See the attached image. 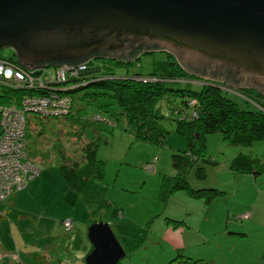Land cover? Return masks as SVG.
Wrapping results in <instances>:
<instances>
[{"label": "rangeland", "instance_id": "374dc122", "mask_svg": "<svg viewBox=\"0 0 264 264\" xmlns=\"http://www.w3.org/2000/svg\"><path fill=\"white\" fill-rule=\"evenodd\" d=\"M13 52V48L5 46L0 58L11 62L8 56ZM168 59L166 50L141 52L126 64L115 63L111 57H94L88 69L100 66L97 73L105 70L116 75L164 73ZM193 77L194 80L172 84L198 89L205 78ZM212 81L224 84L228 97L240 107L257 108L256 103L238 93L240 87L218 79ZM99 90L102 89L87 86L71 91L70 114L45 115L26 110L29 158L42 168L27 179L25 193L18 200L25 213L23 218L37 233L30 232L27 225L22 232L13 223L18 260L9 257L0 264H20L21 259V264H85L83 259L78 263L67 241L72 232L86 231L90 208L99 214L98 203L102 202V208L108 211V204L118 208L109 224L126 254L116 264H169L178 254L198 260L195 264H264V137L241 144L230 142L220 130L207 132L202 157L190 164V154L186 152L188 163H182V171L192 187L212 186L222 193L209 202L191 197L184 190L164 193V178L178 171L172 164V154L188 150L186 136L175 130L173 120L164 119L167 132L162 141L137 139L133 126L127 127L125 116L118 113L116 100L107 94H92ZM188 106L190 112H196L192 110L197 106L195 99H189ZM161 108L164 111L166 106L162 104ZM88 140L97 141L95 156L103 162V180L93 182L90 177L97 178L92 164L82 161L77 170L79 190L68 185L60 166L72 160L78 162L82 142ZM243 154L263 163L262 170L254 175L231 167L232 160ZM200 166L203 176L196 171ZM82 187L93 198L89 205L81 199ZM32 215L54 225L51 244L42 237L48 233L46 229L34 226ZM66 217L75 222L71 233L62 226Z\"/></svg>", "mask_w": 264, "mask_h": 264}, {"label": "water", "instance_id": "95a60500", "mask_svg": "<svg viewBox=\"0 0 264 264\" xmlns=\"http://www.w3.org/2000/svg\"><path fill=\"white\" fill-rule=\"evenodd\" d=\"M5 46L28 68L166 50L192 75L264 95V0H0ZM86 235L85 264L125 256L107 220Z\"/></svg>", "mask_w": 264, "mask_h": 264}, {"label": "trees", "instance_id": "16d2710c", "mask_svg": "<svg viewBox=\"0 0 264 264\" xmlns=\"http://www.w3.org/2000/svg\"><path fill=\"white\" fill-rule=\"evenodd\" d=\"M167 56L169 58L168 69L164 73L116 75L105 70L102 73H97L101 71L100 67L98 71L86 72L60 85L70 84L71 87L66 89L68 93L87 86L101 88L102 90L92 92V94H107L113 97L119 107L118 113L125 116L128 123L127 127L133 126L134 136L140 140L162 141L167 132L163 125V120H173L175 122V130L186 136L188 150L185 153L172 154V164L178 171L176 175L164 178V193L165 190L169 192L184 190L191 197L202 198L205 202H209L222 192L212 186L192 187L182 171V163H188V158H190L189 163L191 164L198 156L202 157L205 146V134L207 132L220 130L227 140L241 144H251L255 140L264 137V95L252 88L240 87L237 90L238 93L252 100L257 105V108L254 109H245L228 97L227 87L223 83L221 85L212 80L204 79L198 89L174 86L172 83L178 80H194V75L184 70L173 54L167 52ZM8 57L18 63L15 52ZM92 58L87 59L85 62L91 65ZM111 59L118 64L129 62ZM47 65L53 64L48 63ZM19 90L21 91L22 88H18L15 93L1 96L2 99L0 100L10 101L12 96L19 97ZM31 92H39V89H34ZM178 97L180 99H177ZM189 99H195L197 102V106L192 107V110L196 111V116L192 111H189ZM162 104L166 106L164 111L161 108ZM71 106L67 114L71 113ZM196 140L199 141L198 144H195ZM96 148V140L82 142V158L78 162L72 160L61 164V174L69 186L80 190L77 170L82 161H86L93 166V173H95L93 176L97 180L91 177L90 179L95 183L102 182L104 173L103 162L96 158ZM186 152H189L190 157L187 156ZM257 161V159L243 154L232 160L231 167L255 175L262 170L263 166V163H256ZM196 171L199 176L204 175L201 166L197 167ZM84 188L82 187V191H80L81 196L84 202L89 205V199L92 200L93 198L90 193L86 194L84 192ZM98 204L100 213H93L90 208L88 224L100 219L107 220L111 224V218L118 211V208L108 204V207L111 208L108 211L102 208L104 206L103 202ZM196 261L198 260L192 259L190 256L178 254L170 259L169 264H195ZM252 264L259 263L254 262Z\"/></svg>", "mask_w": 264, "mask_h": 264}, {"label": "built area", "instance_id": "2783aa9c", "mask_svg": "<svg viewBox=\"0 0 264 264\" xmlns=\"http://www.w3.org/2000/svg\"><path fill=\"white\" fill-rule=\"evenodd\" d=\"M88 68L86 62L28 68L0 58V99L22 88L19 97L0 100V200L8 199L14 191L25 187L27 179L33 178L42 168L29 158L26 110L45 115L68 112L72 97L66 89L71 86L60 84L81 76L80 73H86ZM34 89L39 92H31ZM151 167L152 164L148 165L149 169ZM73 223L71 217L64 218L65 230H70Z\"/></svg>", "mask_w": 264, "mask_h": 264}, {"label": "crops", "instance_id": "0c3cea01", "mask_svg": "<svg viewBox=\"0 0 264 264\" xmlns=\"http://www.w3.org/2000/svg\"><path fill=\"white\" fill-rule=\"evenodd\" d=\"M16 191L17 192H13V196L11 195L7 200H0V260L1 261L9 257L15 258L14 261L18 260V254L14 250L15 248L14 245L15 243H17V239L15 238L12 231L13 223H15L18 229H20L22 232L25 230L23 228L24 225H27L26 227H30L29 228L31 230L30 232L37 233V231H34L35 228L32 227L31 222L23 218V215H25V213L23 209L19 207L18 199L19 196L23 194V192L25 193L24 187ZM31 217H32L31 221L34 222V226L37 224V227H40L41 231L43 228L46 229V232L48 233L45 232L46 234H43L42 237L44 238V240H46L47 244H51L53 238V235L51 234L53 233L54 225L53 224L51 225L50 220L40 218L35 215H32ZM60 224L62 225L61 222ZM74 227H75V222L73 223V227L71 229H73ZM68 233H71V231H69ZM70 236L71 237H69L67 241V248H72L73 253L76 255V258L77 257L79 258L78 261L79 263L81 262V259L84 260L85 255L91 248V243L86 235V231L84 232L78 229L76 232L74 233L72 232ZM49 247L47 248L48 254H50ZM178 248L179 247H176V249ZM42 252L46 253L44 249L42 250ZM60 253L62 252L60 251ZM19 263L20 264L23 263L22 259L20 260Z\"/></svg>", "mask_w": 264, "mask_h": 264}, {"label": "bare ground", "instance_id": "6f19581e", "mask_svg": "<svg viewBox=\"0 0 264 264\" xmlns=\"http://www.w3.org/2000/svg\"><path fill=\"white\" fill-rule=\"evenodd\" d=\"M45 111H47V110H45Z\"/></svg>", "mask_w": 264, "mask_h": 264}]
</instances>
